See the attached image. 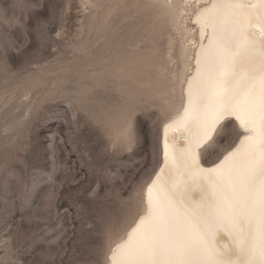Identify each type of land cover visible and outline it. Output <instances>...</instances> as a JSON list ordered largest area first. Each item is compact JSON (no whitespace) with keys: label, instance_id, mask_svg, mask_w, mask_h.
I'll use <instances>...</instances> for the list:
<instances>
[{"label":"rangeland","instance_id":"374dc122","mask_svg":"<svg viewBox=\"0 0 264 264\" xmlns=\"http://www.w3.org/2000/svg\"><path fill=\"white\" fill-rule=\"evenodd\" d=\"M187 36L159 0H0V264H108L144 210Z\"/></svg>","mask_w":264,"mask_h":264},{"label":"snow or ice","instance_id":"6c2138e0","mask_svg":"<svg viewBox=\"0 0 264 264\" xmlns=\"http://www.w3.org/2000/svg\"><path fill=\"white\" fill-rule=\"evenodd\" d=\"M257 7L264 9V0H212L199 13L202 39L211 29L208 44L196 54L188 105L169 126L184 133V147L169 156L165 143L164 153L197 187L173 182L153 198V181L147 215L113 249L112 264H264V26L259 45L251 33ZM135 120L130 116L120 134L129 147ZM235 137L239 144L218 164L201 167Z\"/></svg>","mask_w":264,"mask_h":264},{"label":"bare ground","instance_id":"6f19581e","mask_svg":"<svg viewBox=\"0 0 264 264\" xmlns=\"http://www.w3.org/2000/svg\"><path fill=\"white\" fill-rule=\"evenodd\" d=\"M159 1L161 2L162 6L168 11L173 23L177 27H179L180 30L183 31V35L186 34L188 35L185 39L182 38L180 48H178L180 68L179 70L177 69L178 74L176 76V79H174V81L177 80V82L175 81L176 83L174 84H177L178 87L177 91L179 93V95L178 94L177 95L180 98V102L174 108L175 111L172 109L173 110L172 114L168 116L166 119H164V121L161 124L162 126L160 130V138H159L160 162L145 185L143 192L144 210L140 215L137 216V218L129 226L126 233L119 240L116 241L109 254L108 264H112L110 257L112 256L113 249L116 247V245L120 243L122 240H126L128 232H130L131 229L135 227L136 223L139 222L141 217L147 215L148 204H149L148 187L149 185H153V181H156V184L154 185L152 192L153 198L156 195V188L162 185H167L171 187L173 185V182H181L182 185H186L190 190H193L197 187V185L194 183V178L192 176L186 174L181 175V172L177 171L175 168L172 167L170 160L166 162L164 153H165V143H167L168 145L169 156H171L172 152L174 151V146H175V151L177 152L179 151L180 148L184 147V139H183L184 133L182 131H174L173 127H169V126L173 124V121L177 120L180 116L183 115L184 109L188 105L189 81L196 75V54L199 52L201 43H203L204 45L208 44L207 36L211 32V29H205L204 38L202 39L200 25L199 23H196V21L199 13L202 12L204 8L211 7L212 0H198V4H197V0H159ZM248 2L252 3L254 2V0H248ZM251 11H252L253 24L255 25L251 29V33L254 34L252 38L255 39L257 41V44L259 45L260 28L261 26H264V9H260L259 7H257V9ZM188 19H189V25L195 29L194 33L191 31L192 28L188 26L187 23ZM170 80H172V78ZM157 87H159V85ZM174 88H172V90H174ZM167 91L168 90H165L164 92L165 96L163 98L169 97L166 93ZM159 94L160 92H158V95ZM232 122L238 128V122L235 121L234 119L232 120ZM237 144H239V137H237L235 143L231 147L226 149L216 160L209 162H205L201 160V167L205 169L212 168L215 164H218L224 158V156L227 155L228 152L232 151ZM189 195L192 198H196V199L199 198L194 191H190ZM221 243L222 244L230 243V241H222Z\"/></svg>","mask_w":264,"mask_h":264}]
</instances>
